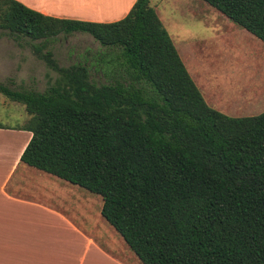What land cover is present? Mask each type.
Instances as JSON below:
<instances>
[{
  "label": "trees",
  "instance_id": "1",
  "mask_svg": "<svg viewBox=\"0 0 264 264\" xmlns=\"http://www.w3.org/2000/svg\"><path fill=\"white\" fill-rule=\"evenodd\" d=\"M203 1L264 43V0ZM72 32L117 50L110 79L58 65L48 42ZM0 35L57 74L43 91L0 82L27 116L20 162L98 195L141 264H264V110L207 105L149 0L110 22L0 0Z\"/></svg>",
  "mask_w": 264,
  "mask_h": 264
},
{
  "label": "rangeland",
  "instance_id": "2",
  "mask_svg": "<svg viewBox=\"0 0 264 264\" xmlns=\"http://www.w3.org/2000/svg\"><path fill=\"white\" fill-rule=\"evenodd\" d=\"M166 29L182 63L207 105L227 115H254L264 110V98L254 103L242 100L241 81L244 75L264 71V43L238 27L203 0H149ZM48 49L60 66L81 63L88 67L95 82L110 79L107 68L114 62V48L100 45L82 32L59 34L48 42ZM56 73L36 58L29 47L19 45L11 38L0 35V82L12 89L43 91L53 82ZM236 100V101H232ZM26 113L20 103L0 94V127L11 129L21 125ZM70 186L78 193L77 203L88 207L89 214L101 218L98 195ZM44 181V180H41ZM62 193V191L60 192ZM62 195V194H61ZM86 198V200H85ZM82 209V206H81ZM91 219L94 216L90 217ZM103 220V219H102ZM92 229L104 249L119 255L125 264H141L124 244L120 236L103 220ZM82 223V221H81ZM90 229V225H81Z\"/></svg>",
  "mask_w": 264,
  "mask_h": 264
},
{
  "label": "crops",
  "instance_id": "3",
  "mask_svg": "<svg viewBox=\"0 0 264 264\" xmlns=\"http://www.w3.org/2000/svg\"><path fill=\"white\" fill-rule=\"evenodd\" d=\"M16 1L44 15L93 22L115 21L134 2ZM261 73V78L258 73L244 75V102L264 98V71ZM29 136L24 130L0 127V264H125L119 255L104 249L92 233V229L98 230L97 222L103 221L102 217L97 220V210L90 215L87 202L77 203L80 197L73 188L19 161ZM83 222L91 228L80 227Z\"/></svg>",
  "mask_w": 264,
  "mask_h": 264
}]
</instances>
